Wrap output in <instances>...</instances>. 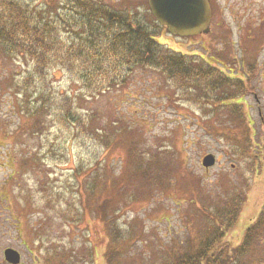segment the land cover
Returning <instances> with one entry per match:
<instances>
[{
  "label": "rangeland",
  "instance_id": "rangeland-1",
  "mask_svg": "<svg viewBox=\"0 0 264 264\" xmlns=\"http://www.w3.org/2000/svg\"><path fill=\"white\" fill-rule=\"evenodd\" d=\"M17 1L33 11L46 0ZM99 1L113 9L146 3ZM211 1L214 23L207 34L180 38L163 30L157 40L214 66L219 64L209 57L220 60L224 72L241 79L244 90L236 96L241 120L223 107L226 101L181 99L150 68H134L123 83L99 87L94 94L80 87L69 67L51 66L39 77L30 60L18 52L7 56L0 45V264H9L5 248L19 253L18 264H52L47 258L62 249L76 259L74 264H107L109 236L97 213L102 197L110 198L112 220L122 236H131L119 249L118 264H160L165 254L185 251L188 242L197 241L206 230L204 213L230 195L229 182L244 202L222 243L225 249L239 243L264 208V0ZM41 102L46 110L39 117L42 125L34 129L38 116L31 119L26 112ZM93 131L107 137L106 147ZM245 132L253 150L247 156L236 148L246 142ZM131 142L145 156L162 152L155 185L129 179ZM258 150L263 155L255 158ZM206 154L215 157L214 165L201 164ZM112 181L126 185L110 186ZM94 182L99 200L94 196L92 202L86 188ZM73 205L80 217L67 224L62 211ZM241 259L264 264V245Z\"/></svg>",
  "mask_w": 264,
  "mask_h": 264
},
{
  "label": "trees",
  "instance_id": "trees-1",
  "mask_svg": "<svg viewBox=\"0 0 264 264\" xmlns=\"http://www.w3.org/2000/svg\"><path fill=\"white\" fill-rule=\"evenodd\" d=\"M42 5L32 11L20 1L0 0L2 50L7 56L18 52L30 60L33 74L42 77L51 66L69 67V70L76 72L77 80L82 84L80 87L95 94L100 93L99 87L104 89L123 83L134 68H150L168 80L180 93L181 99L197 104L216 101L222 105L221 101H226L223 107L232 113L234 111V118L241 120L243 112L236 96L244 90L242 80L225 73L220 67L223 64L220 60L209 57L210 61L219 64L214 66L202 56L194 58L197 55L175 52L159 43L157 37L163 28L151 15L147 2L133 6L129 4L119 9H113L99 0H46ZM40 98L43 100V95ZM66 107L68 105H64ZM45 110L42 102L32 111L27 110L26 114L31 119L38 116L32 122L34 129L42 125L39 117L43 116ZM93 132L99 136V143L106 147L107 137ZM243 135L246 142L236 144V148L240 155L247 156L253 152L252 139L246 132ZM256 152V155L255 151L253 153L255 158L263 155L262 150ZM146 153L147 156L133 142L129 143L128 176L130 180H140L143 184L153 186L158 182L163 155L162 152ZM12 173L8 176L11 177ZM229 184L232 185L230 195L210 209L208 215L204 213L206 230L197 241L188 242L189 247L185 251L172 250L165 254L160 264H232L228 261L231 255L237 259L233 264H244L241 257L246 256L249 250L259 251L263 248L264 208L247 224L239 243L233 248H224L222 238L236 225L244 202L243 196L235 189L237 186L231 182ZM95 185L94 182L89 189L86 188L88 201L94 202L97 197ZM123 185L126 184L119 186L116 181L110 182V186ZM82 195L79 191L80 206L83 204ZM110 201L108 197L100 198L97 213L109 236L106 262L118 264L119 249L131 236L123 237L115 220H112L115 212ZM66 212L62 211L67 224L79 220L80 213L76 206H68ZM88 254L91 256L89 251ZM50 258L52 264H74L76 260L66 256L63 249L55 250L47 258L48 262Z\"/></svg>",
  "mask_w": 264,
  "mask_h": 264
},
{
  "label": "water",
  "instance_id": "water-1",
  "mask_svg": "<svg viewBox=\"0 0 264 264\" xmlns=\"http://www.w3.org/2000/svg\"><path fill=\"white\" fill-rule=\"evenodd\" d=\"M154 19L175 36L187 37L208 33L211 8L208 0H147ZM215 163L212 154L203 156L201 164L210 167ZM3 258L9 264H18L19 253L12 248L3 250Z\"/></svg>",
  "mask_w": 264,
  "mask_h": 264
},
{
  "label": "flooded vegetation",
  "instance_id": "flooded-vegetation-1",
  "mask_svg": "<svg viewBox=\"0 0 264 264\" xmlns=\"http://www.w3.org/2000/svg\"><path fill=\"white\" fill-rule=\"evenodd\" d=\"M209 1V4H210V8H211V19H210V22H209V29L212 28V25H213V2L211 0H208ZM202 34H199V35H196V36H201ZM196 36H193V37H196Z\"/></svg>",
  "mask_w": 264,
  "mask_h": 264
}]
</instances>
